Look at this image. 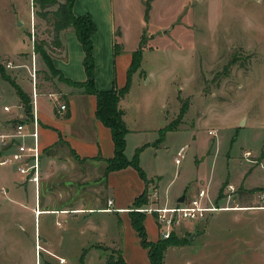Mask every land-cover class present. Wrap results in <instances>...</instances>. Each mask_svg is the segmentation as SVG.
Segmentation results:
<instances>
[{
    "label": "crops",
    "instance_id": "crops-1",
    "mask_svg": "<svg viewBox=\"0 0 264 264\" xmlns=\"http://www.w3.org/2000/svg\"><path fill=\"white\" fill-rule=\"evenodd\" d=\"M0 1V8L11 15L10 28L16 27L7 35L5 43L0 41V56L9 63L7 72L17 73V70L20 72V68L17 67L27 65L30 68V63L35 69L37 57L30 38V12L27 18H23L19 14V1ZM72 12L76 15L90 13L96 24V30L91 35L95 72L94 85L100 89H106L113 84L117 86L124 84L127 79V70L132 61V53L141 43L139 33L134 34V37L131 36V38L126 37L128 28L121 22L118 23L113 0H75ZM19 24L26 25L27 32L29 31L27 42L23 31L17 28ZM58 34L62 44L59 46L51 44V48H47L54 66L74 81L85 80L84 49L75 29L72 26H67L60 29ZM128 43L132 45L128 46ZM144 53L142 51L143 56ZM140 69L145 70L143 67ZM145 71L144 78L148 74L151 75L149 71ZM139 75H141V71H139ZM19 83L21 90L30 98V113H27L24 105L20 103L18 91L14 92L18 99L17 107L12 109V112L7 111L3 106L7 103H2L0 129L7 127L9 123L15 122L17 119L24 120L30 125L34 115L37 117L39 121L38 144L41 150L39 182L26 180L24 174L19 172L16 166H0V240L12 228L11 225H16L21 219L25 220V223H31L33 227L32 239H35L37 232L39 234L41 231L43 232L45 244L42 246L39 242V245L46 251L40 254L39 264L42 262L44 264H59L57 255L65 257L64 264H105L108 253L104 246L113 243H117V249L120 250L128 264H151L147 248L141 244L140 237L130 221V206L135 198L143 192L142 190L145 189L151 193L153 189H156L158 192L156 200L160 203L171 204L182 195L185 197L195 194L194 192L205 183L209 185V188L215 190L227 178L238 179V186L235 188L245 187L249 185L248 181L252 180L253 170L248 167L249 163L240 168L238 160L234 157L235 166L229 170L228 162L225 167L223 166V175L214 180L209 172L210 168L208 169V161H206V155L209 154L205 137L204 144L201 143L205 145L203 149L194 147L192 162L187 168H184V173L182 171L183 178L179 180L180 171L178 170L177 178L174 175L167 184L160 185L159 172L155 168L149 169L143 163L142 156L144 151L152 149L153 145L161 144L168 130L161 136L160 129L164 125L158 129L159 135L154 136L153 139H141V135L149 132L147 129L151 128V125L146 127L139 123L140 118L134 116L131 101H129V97L125 96L121 98V106L125 110L124 120L129 129L125 135V154L131 158L135 150L142 146L138 161L150 181L146 184L144 178L132 165L107 169L105 159L114 154V143L110 127L96 116L95 93L86 92L78 86H68V83L66 85L60 83L59 88H62L65 95L59 99L53 89L43 88L46 82L44 84L39 82L36 73H34L33 79L29 78V84H22L20 80ZM177 97V94H173L171 98H164L165 107L167 102L169 104V102L178 100ZM61 102H64L66 107L60 110L58 105ZM197 131V126L194 127V130L186 131L189 134L187 142L185 141L174 154L175 160L178 152H182V156L179 157L180 161L175 160L177 164L182 162L184 150L195 140ZM213 135L216 136L215 150H217L219 146L218 131H215ZM153 150L156 152V147ZM2 188H5V192L2 191ZM110 197L114 208L109 210L106 207ZM235 205L231 208L218 210H235L231 212L230 216L236 219L246 218L248 227L245 229L246 224L242 225L240 232H244L243 229H245L249 230V234L242 240L247 242V250L259 249L260 251V238L256 243L254 239L255 230L260 233L257 217V211L260 209L250 203L236 202ZM96 212L110 220L99 221V216H94ZM59 215L64 216L63 222L66 226L58 239L52 231ZM215 216L210 213L195 225L187 224L181 227L182 229L195 230L189 231L187 235L181 234L187 237L185 243L172 244L166 249L164 264H228L229 260L224 263V251L226 253L231 250L228 248L230 243L235 244L234 254L240 260L243 252L239 244L240 236H228L230 230L222 227L215 230L213 228ZM253 216L256 217V221ZM143 221L148 238L153 241L157 240L160 236L154 216L146 213ZM18 225L20 224L18 223ZM218 236L221 238H217ZM226 236L228 239L225 241L224 237ZM11 238L13 239L12 249L18 252V257L11 263L5 264H37L39 261L37 246L31 245L29 253L31 258L28 262V256L19 250L17 239L14 236ZM236 243L239 245L236 246ZM70 244L73 246L72 251ZM214 249L216 251H213ZM54 259L57 261L55 262ZM258 259L260 260V258ZM255 261L254 259V264H262L260 261Z\"/></svg>",
    "mask_w": 264,
    "mask_h": 264
},
{
    "label": "rangeland",
    "instance_id": "rangeland-1",
    "mask_svg": "<svg viewBox=\"0 0 264 264\" xmlns=\"http://www.w3.org/2000/svg\"><path fill=\"white\" fill-rule=\"evenodd\" d=\"M16 1H19L21 17L27 18L30 12V38L34 47L36 42L50 55L47 48L52 46V14H41V9L34 0ZM113 5L118 23L121 22L128 28L126 37L131 38L139 33L140 46L145 52L141 66L133 70L131 87L125 94L131 101L132 113L140 118L139 123L146 127L151 125V128L147 129L149 132L141 135V139H153L159 135L158 129L169 121H173L174 126V129H168L161 144L153 145L152 149L144 151L143 163L149 169L155 168L159 172L162 186L174 175L177 178L178 170V178L181 180L182 171L184 173V168L192 162L194 147L203 149L205 137L209 154L206 155V161L214 180L223 175V166L228 162L229 170L235 166L233 157L238 160L240 168L249 163L248 167L253 170L252 180L248 181L249 185L245 187H236L238 193L236 190V193H232L229 204L250 203L260 209L257 211L260 233L256 230L254 232L255 243L260 238V251L246 249L247 242L242 238L249 234V230H245L248 222L246 224L247 219L244 217L236 219L230 216L235 210L214 211L216 216L213 228L229 229L228 236L238 235L241 239V259L235 257V244L230 243L228 248L231 250L226 253L224 251V263L229 260L228 264H239L240 261H243L241 264H254L255 259L264 264V0H113ZM10 20L11 15L0 8L2 43H5L7 35L16 28H10ZM17 28L23 31L27 42L29 31L27 32L26 25L19 24ZM131 45L128 43V46ZM35 53V69L30 63V68L27 65L17 67L20 68L17 73L7 72L8 63L0 56V66L4 67L13 80L5 79L0 73V112L2 103L13 104L12 109L17 107V90L13 84L19 86V80L22 84H29V78L33 79L34 73L37 74L39 82H46L44 89H53L59 99L65 95L62 88H59L60 83L67 84L61 79V73L48 66L42 53L36 50ZM131 67H134V64ZM140 67L145 68L151 75L148 74L144 78L146 71ZM139 71L143 77L139 75ZM18 76L21 79H18ZM173 94L178 95V100L169 104L167 102L165 107L164 98H171ZM20 103L22 104L21 100ZM182 103H187L188 108L180 118ZM195 126L198 129L197 136L191 145L185 148L182 162L177 164L174 154L185 141L187 142L189 134L186 131L194 130ZM213 129L218 131L217 150L216 136L210 133ZM155 147L156 152L153 150ZM245 149L251 150L250 156L255 160L243 156ZM237 180L227 178L215 190L209 188V185L207 187L215 198L220 193L221 186L230 181L238 186ZM206 185L207 183L201 186ZM149 194L150 192L148 196ZM148 196L144 204L150 203ZM219 203L226 204V201L221 198ZM96 215L99 216V221L110 220L103 218L98 212L94 216ZM42 218L41 216V220ZM253 218L256 221V217ZM63 220V215L57 216L53 226L52 232L58 239L66 226ZM245 224L244 232H240L241 226ZM11 226L9 232L0 240V263H11L18 257V252L12 249V236L17 239L19 250L25 252L29 262L31 245L35 247L37 241L42 246L45 244L43 232H37L35 239H32L31 223H25V220L21 219ZM192 230L181 228L175 232L182 236L181 234L187 235ZM228 236L224 237L225 241ZM104 248L108 255L117 254V243L106 244ZM70 250H73L71 244ZM43 252V247H37L39 263L40 254Z\"/></svg>",
    "mask_w": 264,
    "mask_h": 264
},
{
    "label": "trees",
    "instance_id": "trees-1",
    "mask_svg": "<svg viewBox=\"0 0 264 264\" xmlns=\"http://www.w3.org/2000/svg\"><path fill=\"white\" fill-rule=\"evenodd\" d=\"M75 0H34V3L38 4L41 9V14L51 13L52 21L51 28L53 31V38L51 39V43L53 45L59 46L61 45V40L59 37V30L72 26L75 29L76 35L79 41L83 45L84 49V69L86 72V78L83 81L80 80H72L65 76L60 70H58L53 63V59L51 56L47 54L45 48L35 42V50L42 53L43 59L46 60L48 66L51 68H55L59 73H61V79L65 80L67 83L72 86L81 87L86 92H93L96 95V116L99 117L105 125H108L112 132L113 143H114V154L105 161L107 162V169H115L124 167V165H132L134 166L138 173L144 178L146 184L150 181L147 176H145V172L138 161L139 152L142 146H139L133 156L128 158L125 154V135L128 132V127L124 120L123 113L125 112L124 108L121 106V98L125 96V94L130 89V84L132 80L133 70L140 65L142 60V47H137L132 53V61L128 68L127 79L124 84L121 86H117L113 84L110 88L100 89L94 85V57H93V42L91 39L92 33L96 30V24L90 13L76 15L72 12V5ZM55 6V8H49ZM45 16V15H44ZM46 52V53H45ZM134 64V67H131ZM1 75L8 79L12 80L10 75L5 72L3 66H0ZM13 81V80H12ZM14 87L18 91L20 95V99L22 101V105L27 113H30L31 103L29 96L24 93L21 88L16 85ZM187 103H182V106L179 110L180 118L184 115V112L187 110ZM173 121H169L163 128L160 130L161 136L168 129H172ZM220 193L218 196L222 195V186L219 188ZM143 192L140 193L139 196L135 198L133 201L132 207L140 206V204L145 203L147 201L148 192L144 189ZM144 211H139L135 209H130V221L132 222L133 227L138 233L140 237V242L143 246L147 248V252L149 255V259L151 264H164V256L166 249L172 244H181L187 241V237L180 236L176 234L173 230L169 237H158L157 240H150L146 233L145 223L143 218L145 216ZM117 254L108 255L105 260V264H128L120 253V250H116Z\"/></svg>",
    "mask_w": 264,
    "mask_h": 264
},
{
    "label": "built area",
    "instance_id": "built-area-1",
    "mask_svg": "<svg viewBox=\"0 0 264 264\" xmlns=\"http://www.w3.org/2000/svg\"><path fill=\"white\" fill-rule=\"evenodd\" d=\"M3 106L7 111L12 110V105L4 104ZM65 107L64 102L58 105L60 110ZM38 126L39 121L34 115L30 125L24 120L17 119L16 122L9 123L7 127L0 129V166H16V169L24 174L26 180L35 181V183L39 181V159L41 154L38 144ZM210 132L215 134L214 129ZM251 154L250 149H245L243 152L244 157L255 160L250 156ZM180 156H182V152H178V156L175 157L177 162L180 161ZM207 186H200L195 194L185 196L182 201L176 199L171 204L157 201L158 192L153 189L148 196L150 203H143L136 207L130 206V208L152 214L158 224L159 236L169 237L173 230L176 231L187 224L195 225L218 209L236 206L229 204L232 193L236 190L232 182L226 183L222 187V195H216L215 198H213ZM2 191L5 192V188H2ZM221 197L226 201V204L219 203ZM107 204L106 209L114 208L111 197L107 200ZM36 246L42 248L39 242ZM44 250L46 251V249ZM56 257L59 264L66 262L65 257L60 255Z\"/></svg>",
    "mask_w": 264,
    "mask_h": 264
},
{
    "label": "water",
    "instance_id": "water-1",
    "mask_svg": "<svg viewBox=\"0 0 264 264\" xmlns=\"http://www.w3.org/2000/svg\"><path fill=\"white\" fill-rule=\"evenodd\" d=\"M183 199H184V195H182V196H180V197L178 198L179 201H182Z\"/></svg>",
    "mask_w": 264,
    "mask_h": 264
}]
</instances>
